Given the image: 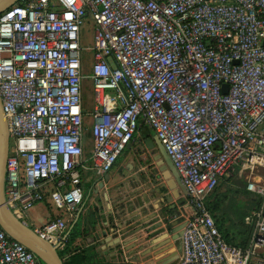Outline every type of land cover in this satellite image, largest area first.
<instances>
[{
  "label": "built area",
  "instance_id": "2783aa9c",
  "mask_svg": "<svg viewBox=\"0 0 264 264\" xmlns=\"http://www.w3.org/2000/svg\"><path fill=\"white\" fill-rule=\"evenodd\" d=\"M86 19L91 43L83 46ZM0 104L8 139L4 202L27 225L35 202L58 208L30 226L50 244L62 247L82 201L80 169L107 173L142 122L189 205L173 264H249L251 257L264 264L256 251L264 246V0L13 2L0 10ZM241 174L242 187L257 197L243 216L251 221L243 246L223 239L206 204L221 178ZM0 264L39 262L0 228Z\"/></svg>",
  "mask_w": 264,
  "mask_h": 264
},
{
  "label": "crops",
  "instance_id": "0c3cea01",
  "mask_svg": "<svg viewBox=\"0 0 264 264\" xmlns=\"http://www.w3.org/2000/svg\"><path fill=\"white\" fill-rule=\"evenodd\" d=\"M135 136L137 142L141 141L146 146L145 139L148 137L153 139L154 134L150 128L143 127L137 129ZM149 148L154 149L152 157L161 175V179L156 181V185L153 187V193H149L146 189L135 193H122L120 182L128 176L127 162H125L126 169L120 167L119 164H123L121 162L113 165L107 172L106 177L98 175L93 169H80V185L83 198L78 205L74 218L69 222L68 230L74 223L73 221L82 214L80 226L78 227L81 233L74 238L73 244L84 246L96 243L95 250L98 257L110 261L111 264H173L176 261L180 250L179 239L178 236L170 239L167 233V230L173 226L165 228L162 223L160 228L153 229L152 231L161 233V235L157 239H151V243L145 245L148 239L146 236L148 224L145 218L152 215L148 220L150 223L160 218L157 212L159 209L157 199L165 193H170L172 189L170 190L167 184L172 182L177 193L170 200L178 211L173 217L176 220L175 223L182 221V215H185L183 210H189L185 193L179 180L176 179L174 171L166 164L162 155L158 158L155 157V144ZM88 154L89 149H87L86 154L83 153L85 164L89 162L87 159ZM163 163L165 166H162ZM118 169L121 174L118 173ZM164 169H166L167 174L164 173ZM100 180H102V186H98ZM137 187L139 186L134 187V189ZM129 192H131V189ZM211 195H214V190ZM120 202L121 204H119ZM148 203L153 208L148 209L147 214H141V208H147ZM40 207H44V212H40ZM225 213L226 210L222 215L224 223H227ZM52 214V208H49L48 203L38 201L28 211L29 225L39 224ZM103 229L105 234L110 235V237L121 236L122 233L133 231L121 237V240H125L126 244L121 243L120 246H114L109 244L110 240L104 241V236L100 233ZM154 240H157V242L154 243ZM81 241L84 243H81ZM159 243L161 244L156 246ZM253 261H250V263L254 264Z\"/></svg>",
  "mask_w": 264,
  "mask_h": 264
},
{
  "label": "rangeland",
  "instance_id": "374dc122",
  "mask_svg": "<svg viewBox=\"0 0 264 264\" xmlns=\"http://www.w3.org/2000/svg\"><path fill=\"white\" fill-rule=\"evenodd\" d=\"M80 43L83 46H87L91 43V33H90V22L88 19L85 20L84 24L82 25L81 33H80ZM83 69L85 73H88L89 68V58H90V51L88 49L83 50ZM83 90H82V98L83 103L85 106V109H90V103H91V88H90V82L89 78L83 79ZM83 121H84V135L82 139L83 144V153H87V149L91 146V137L88 134L89 125H90V116L86 112L83 115ZM154 153V149H151L149 147H146L144 143L137 142L136 136L134 135L131 139V142L126 146L122 153H120L117 161L114 165L117 163H123L119 164L120 167L123 169L125 168V162L130 163L131 167H128L127 173L128 176L123 179V181L120 182V185L122 186V193L128 194V193H135L139 190L146 189L149 193H153V187L156 185V181H159L161 179V175L159 173V170L154 162V159L152 157V154ZM257 170L259 173H263V169L261 167H257ZM118 173L121 174V172L118 169ZM244 175L241 174L237 179L236 178H221L217 185L214 188V194L220 198L221 205L223 211L226 210V215H224L227 219L233 218L234 221L238 216L241 215L242 210L249 211L254 204L256 195L251 192H244L242 194L241 192H234L235 187H239L238 184L244 181ZM137 187L134 189V187ZM240 188V187H239ZM238 188L237 191L240 189ZM131 189V192L129 190ZM244 189V188H243ZM223 194V195H221ZM245 195V196H244ZM136 197H138L136 195ZM213 195L209 197L208 200L212 199ZM246 199V201H245ZM36 203V202H35ZM121 204V202L119 203ZM49 208H52L53 213L59 212L56 211L58 208H56L50 201L48 202ZM229 209V210H227ZM40 212H44V207L39 208ZM62 211L61 209H59ZM252 210L249 211V213ZM63 212V211H62ZM183 214L187 215L189 213V210L184 211ZM81 215H79L78 218H76V222L72 225V229H79L80 226V219ZM185 215H182V217H185ZM29 224V221H27ZM31 226V225H29ZM81 243H84L81 241ZM60 247H56V250H60ZM257 252L264 253V246L257 247ZM250 261H253V257H251ZM252 264V263H249Z\"/></svg>",
  "mask_w": 264,
  "mask_h": 264
},
{
  "label": "water",
  "instance_id": "95a60500",
  "mask_svg": "<svg viewBox=\"0 0 264 264\" xmlns=\"http://www.w3.org/2000/svg\"><path fill=\"white\" fill-rule=\"evenodd\" d=\"M15 0H0V10L8 6L9 4L13 3ZM223 90H225L226 84H222ZM145 143L147 147H151L153 144L156 145L155 148V157H159L162 155L163 159L166 161V164L171 167V169L174 171L176 179L179 180L167 154L165 153L161 143L157 139V137L152 138H146ZM129 143H126V146H128ZM7 146H8V139H7V132H6V122L5 118L3 116V112L1 109L0 104V228H2L10 237L18 240L21 242L27 249L32 251L36 257L43 262V264H62V260L60 256L57 254L56 247L52 244H50L45 239L39 237L29 225L24 224L22 221H20L18 218H16L11 211L8 209L4 202V195H3V173H4V163H5V157L7 154ZM128 167H131L130 163H127ZM162 166H165L163 163ZM164 173L167 174L166 169H164ZM104 176H107V173L104 174ZM170 187V193H165L164 195H161L157 199V205L159 206L158 209V215L159 219L150 223L149 218L152 216H147L145 218L147 222V230L146 236L148 237L146 244L151 243V239H157L161 233H156V228H160L161 224L167 227H171L167 230L168 237L170 239L176 238L179 233V229L183 223V221L175 223L176 220L173 218L174 215L178 213L177 209L175 208V205L173 202H170L171 197L174 195H177L176 189L173 187V184H167ZM98 186H102V180L99 181ZM158 189V188H157ZM153 206L148 203L147 208L142 207L141 208V214L145 215L147 214L148 209H152ZM172 217V219H170ZM176 224V225H175ZM133 231V230H132ZM132 231H129L127 233H122V235H116L114 237H110V235L105 234V230L103 229L100 233L104 236V241L110 240L109 244L114 246H120L122 244H126L125 240H121L122 236H125L127 234H130ZM166 233V232H165ZM173 233V234H172ZM157 240H154V243H156ZM161 243L157 244L156 246L160 245ZM104 246V245H103Z\"/></svg>",
  "mask_w": 264,
  "mask_h": 264
},
{
  "label": "trees",
  "instance_id": "16d2710c",
  "mask_svg": "<svg viewBox=\"0 0 264 264\" xmlns=\"http://www.w3.org/2000/svg\"><path fill=\"white\" fill-rule=\"evenodd\" d=\"M14 2H20V0H15ZM84 109H85V106H84ZM83 127H84V121H83ZM143 127H147V126L143 124L142 122H139L137 129H141ZM137 129L132 133V137L135 135V132L137 131ZM88 134L90 135V125H89ZM83 135H84V130H83ZM131 139L129 140V143L131 142ZM125 147L126 145L123 147V149ZM120 153H122V151ZM120 153L118 154V156L112 163L111 167L117 161ZM238 186L240 188L235 187L234 192H241L242 194H244L246 190L243 189L241 183H239ZM238 188L240 189L239 191H237ZM220 198H222V196ZM220 198H218V196L214 194L212 199L206 201V204L212 207L214 211V217H215L217 229L220 231L223 239L226 242L239 245V246L245 245L247 237H248V232L251 227V221H244L243 216L246 214H249V211L252 210L256 206L257 198H255L253 207L249 211L245 209L242 210L241 215L238 216L235 221L233 218H228L227 223H224V219L222 215L224 211L222 209ZM45 202L48 203L47 201ZM76 221L77 220H74L73 222L75 223ZM71 227L66 233L65 240H64V243L61 249L56 250L57 254L60 256L62 260V264H111L110 261L105 260L102 257L101 258L98 257L97 252L95 250L96 243H92V244H88L84 246L73 244L74 238L78 236L81 233V231L79 229L78 230L72 229ZM38 262L39 264H43V262H41L39 259H38Z\"/></svg>",
  "mask_w": 264,
  "mask_h": 264
},
{
  "label": "bare ground",
  "instance_id": "6f19581e",
  "mask_svg": "<svg viewBox=\"0 0 264 264\" xmlns=\"http://www.w3.org/2000/svg\"><path fill=\"white\" fill-rule=\"evenodd\" d=\"M258 172V171H257Z\"/></svg>",
  "mask_w": 264,
  "mask_h": 264
}]
</instances>
